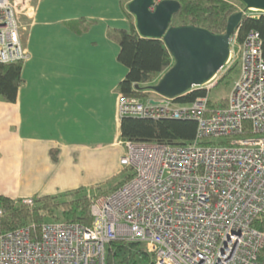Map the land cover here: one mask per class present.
<instances>
[{"label": "built area", "instance_id": "obj_1", "mask_svg": "<svg viewBox=\"0 0 264 264\" xmlns=\"http://www.w3.org/2000/svg\"><path fill=\"white\" fill-rule=\"evenodd\" d=\"M30 10L27 0H0V63L30 58L22 42V17ZM231 42L229 62L238 47L240 71L225 106H209L208 94L229 62L201 86L207 95L191 102L119 95L120 118L194 120L193 141H123L120 163L133 175L90 199L91 224L47 220L4 231L0 264H107L115 240L144 244L153 264H264L262 38L250 30L241 44L236 33ZM5 212L0 206V217Z\"/></svg>", "mask_w": 264, "mask_h": 264}, {"label": "crops", "instance_id": "obj_2", "mask_svg": "<svg viewBox=\"0 0 264 264\" xmlns=\"http://www.w3.org/2000/svg\"><path fill=\"white\" fill-rule=\"evenodd\" d=\"M17 99L0 96V193L62 195L110 177L125 153L118 115L124 0H27ZM119 155V158H118ZM50 183L52 186L50 187Z\"/></svg>", "mask_w": 264, "mask_h": 264}, {"label": "trees", "instance_id": "obj_3", "mask_svg": "<svg viewBox=\"0 0 264 264\" xmlns=\"http://www.w3.org/2000/svg\"><path fill=\"white\" fill-rule=\"evenodd\" d=\"M125 1V0H124ZM129 0H126L128 2ZM180 10L173 18V24H195L206 27L215 33H223L226 30L228 17L238 9L236 4L244 7L241 0H179ZM131 18L130 28H120L118 41L120 50L118 59L127 67L125 77L119 83L120 93L128 96H137L142 99L147 97H158V93L148 86L156 83L161 74L174 62L172 55L164 41L158 38L141 37L134 25V16L126 10ZM250 30H256L262 38L264 54V12L256 17L245 15L236 31V41L241 44ZM240 61L228 66L217 85L208 94L209 106H225L228 97L214 102L210 92L221 83L227 88L233 85L238 76ZM22 62L2 64L0 63V96L9 102L17 99L21 77ZM140 87L136 88L135 85ZM208 91L202 87H196L187 92L177 102L187 103L197 97L207 95ZM121 140H134L146 142H162L171 144H186L194 140L196 136L197 123L190 119L172 118H149L132 115H123L120 121ZM207 142V141H204ZM133 172L129 173L109 190L131 178ZM80 189L70 191L68 196L73 197L58 200L55 195H40L34 197V205L29 206L22 202V198L13 199L0 193V206L6 212L0 217V233L35 222L39 226L47 221L48 216L55 220L78 221L86 225L92 222L89 197L86 193H79ZM77 195V196H76ZM55 200V201H54ZM120 251H126L127 256L120 257ZM136 256H140L145 264H153L146 246L139 242L115 240L108 246L107 264H112L118 259V264H127L131 259L136 262ZM135 258V259H134ZM132 263V264H133Z\"/></svg>", "mask_w": 264, "mask_h": 264}, {"label": "water", "instance_id": "obj_4", "mask_svg": "<svg viewBox=\"0 0 264 264\" xmlns=\"http://www.w3.org/2000/svg\"><path fill=\"white\" fill-rule=\"evenodd\" d=\"M241 1L244 8L228 17L225 32L215 33L195 24H173L181 8L179 0H129L126 9L134 16L138 34L162 39L174 60L158 81L148 87L176 100L210 81L230 60L231 39L245 16L244 11L254 8L264 12V0Z\"/></svg>", "mask_w": 264, "mask_h": 264}, {"label": "rangeland", "instance_id": "obj_5", "mask_svg": "<svg viewBox=\"0 0 264 264\" xmlns=\"http://www.w3.org/2000/svg\"><path fill=\"white\" fill-rule=\"evenodd\" d=\"M239 7L243 8V6L242 5L240 6L239 3L236 4V8L238 9ZM256 10L257 9H252L251 8V11H249V12L250 13H260L258 10H257V12H254ZM130 21H132V20L130 19ZM237 59H239V51H238V47H235V52L233 51V58L229 62L228 66H231L233 63H235L237 61ZM239 61H240V59H239ZM239 71H240V68H239ZM223 74H222V76H223ZM220 78H219V80H220ZM231 88H232V86L227 88L224 83H221L220 85H218L215 89H213L210 92V97H211V99L214 102L220 101V100H222L224 98H227L229 96ZM118 115H119V113H118ZM231 138H233V137H230L228 139H231ZM217 140L220 141V139H217ZM118 158H119V155H118ZM110 169H111L110 177H107V178L105 177V180L103 182H100V183H97V184H94V185H91V186H85V189H83L84 191H79V193H82V194L86 193L87 196L89 197V201H91L90 199L92 197H94L96 195H99V194H102V193H105V191L109 190L114 184H116L117 182L122 180L129 173V168H126V167L120 165L118 159L116 161L111 162ZM49 186L51 187L52 183H50ZM68 194L69 193H62V195L60 197H59V195H55V196H57L58 200L62 201V200H65L66 198L69 199V198L73 197V195H71V196L69 195L68 196ZM15 199H18V198H15ZM46 219L55 220V219H53L50 216H48ZM126 256H127V252L126 251L125 252L124 251H120V257L122 259L124 257H126ZM139 261H141L142 264H145V262L142 260V258L140 256H136V262H139ZM133 262H135V260L131 259V261L129 263H127V264H132ZM112 264H118V259L114 260ZM133 264H137V263H133Z\"/></svg>", "mask_w": 264, "mask_h": 264}]
</instances>
